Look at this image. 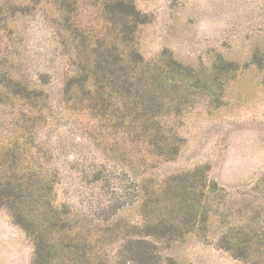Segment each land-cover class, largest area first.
Segmentation results:
<instances>
[{
	"label": "trees",
	"instance_id": "16d2710c",
	"mask_svg": "<svg viewBox=\"0 0 264 264\" xmlns=\"http://www.w3.org/2000/svg\"><path fill=\"white\" fill-rule=\"evenodd\" d=\"M43 1L0 3V27ZM46 1L57 33L67 39L61 43L68 70L58 106L94 121L103 161L132 173L138 165L141 172L133 179L135 221L118 216L123 205L97 203L90 218L60 202L57 170L37 138L53 112L43 89L46 75L24 79L0 54V108L8 112V128L0 131V211L31 242L30 264H176L164 251L189 235L243 264H264V172L254 185L256 204L241 214L207 166L162 179L147 174L153 159L171 162L180 152L184 114L201 100L219 106L221 86L236 65L218 56L209 67L195 68L165 49L144 59L136 32L149 20L133 0H83L100 21L89 28L78 18L80 0ZM252 62L264 68V52ZM105 162L94 164L93 181L101 179Z\"/></svg>",
	"mask_w": 264,
	"mask_h": 264
},
{
	"label": "rangeland",
	"instance_id": "374dc122",
	"mask_svg": "<svg viewBox=\"0 0 264 264\" xmlns=\"http://www.w3.org/2000/svg\"><path fill=\"white\" fill-rule=\"evenodd\" d=\"M26 1L0 3L8 6ZM133 2L149 20L136 32L144 59L155 58L165 49L187 66L209 67L220 56L237 68L221 86L219 106L211 107L201 100L181 118L178 131L184 143L176 158L171 162L153 159L155 167L147 174L162 179L207 166L208 176L229 193L236 212L253 208L257 202L254 185L264 172V68L252 62L257 51L264 52V0ZM55 17L53 6L45 0L25 15L8 20L0 27V54L9 56L24 79L33 82L40 74L46 75L48 82L43 89L50 96L53 112L37 138L51 154L57 170V199L76 214L90 218L97 203L123 205L118 216L135 221L133 179L141 168L136 165L132 173L125 165L103 161L94 121L84 113L58 106L61 78L68 64L61 46L67 39L57 33ZM78 18L86 28L100 23L83 0L79 2ZM7 128L8 112L0 108L1 133ZM99 162H105L104 171L99 181H93L91 172L99 169L94 165ZM164 254L176 264H243L193 235L170 243ZM31 258V242L6 212L0 211V264H30Z\"/></svg>",
	"mask_w": 264,
	"mask_h": 264
}]
</instances>
